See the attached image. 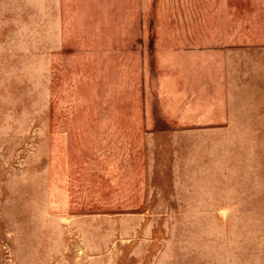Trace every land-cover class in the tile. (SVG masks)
<instances>
[{"label": "rangeland", "instance_id": "rangeland-1", "mask_svg": "<svg viewBox=\"0 0 264 264\" xmlns=\"http://www.w3.org/2000/svg\"><path fill=\"white\" fill-rule=\"evenodd\" d=\"M77 1L0 0V264H264V124L189 122L145 5ZM220 50L264 114V46Z\"/></svg>", "mask_w": 264, "mask_h": 264}, {"label": "crops", "instance_id": "crops-1", "mask_svg": "<svg viewBox=\"0 0 264 264\" xmlns=\"http://www.w3.org/2000/svg\"><path fill=\"white\" fill-rule=\"evenodd\" d=\"M67 1L71 0H48L51 12L60 10V18L68 17ZM78 1L89 10L86 17L94 15V8L98 13L104 9L106 15L105 0ZM120 2L111 3L113 20L121 23L120 16L116 17ZM128 4L131 21H140L138 7L142 4L141 19L157 21L146 31L150 52H181L179 62L174 63L181 67V79L188 91L183 108L189 122L206 123L217 118L231 121L229 126L233 127L264 124L252 121L264 118L261 109L240 107L236 53L220 50L264 46V0H128ZM253 61L251 56L248 62ZM212 88L220 90L219 94L207 93Z\"/></svg>", "mask_w": 264, "mask_h": 264}]
</instances>
